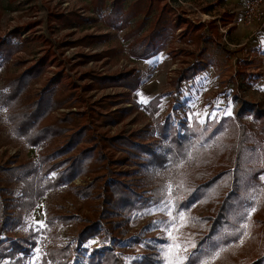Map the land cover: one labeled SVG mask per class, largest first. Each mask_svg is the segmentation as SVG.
Segmentation results:
<instances>
[{
  "label": "rangeland",
  "instance_id": "374dc122",
  "mask_svg": "<svg viewBox=\"0 0 264 264\" xmlns=\"http://www.w3.org/2000/svg\"><path fill=\"white\" fill-rule=\"evenodd\" d=\"M66 1L68 6L62 5L63 0H0V39L19 46L10 55L0 51V98L10 91V86L4 85L5 77L18 76L30 64L45 58L41 73L27 82L29 94L54 80L56 98L68 88L75 89L72 98H77L84 109L108 95L123 93L121 99L126 101L112 109L126 107L128 113L114 123L116 126L93 122L94 132H135L139 143L144 136L145 142L153 144V153L143 152L134 160L123 151L105 148L113 153L112 159L126 158L107 166L113 171V179L124 181L138 196L132 205H107L109 211L98 215L94 210L100 198L82 193L87 187L98 190L90 189L93 173L54 187L50 181L58 168L45 175V170L17 167L20 161L36 159L39 153L46 152L50 143L29 147L15 137L7 120L11 110L0 104V166L10 160L16 164L9 173L0 172V185L9 188V193L4 191L1 195L8 205V216L18 219L11 231L0 234V264H84L95 247L112 248L122 264H164V252L173 243L187 247L185 254L191 261L186 264H199L196 258H202V252L213 244L225 249L214 264H248L256 259L264 264V181L260 180L264 175V141H245L238 168L230 167L229 173L218 172L223 165L232 163L228 159L235 137L231 118L239 111V118L246 123L243 131L250 134L255 128L253 106L245 108L241 102H255L264 108V44L256 42L260 20L249 25L243 21L224 25L220 14L229 13L238 3L229 6L226 0H209L210 14L205 16L204 0H183L179 13L169 16L165 26L169 28L179 20L184 34L163 29L167 45L154 55L137 57L135 46L154 23L155 11L145 14L140 5L129 16L135 0ZM213 1L215 4H211ZM190 22H206L207 27L199 35L189 26ZM244 28L249 30L248 36L243 35ZM196 59L207 62L206 68L176 87L178 72ZM120 61L131 66L114 69ZM127 70L136 72L144 88L154 89L145 94L139 86L133 90L122 85L99 87L91 77ZM156 95L160 98L151 100ZM141 96L147 99L146 104L141 102ZM133 100L136 104L131 106L129 102ZM66 111L68 108L59 105L53 107L51 116ZM229 111L231 115H226ZM197 113L199 116L194 115ZM190 116L192 119H188ZM167 117L179 133L184 126L187 128L179 144L172 137L173 130H167L169 136L162 137L157 129V123ZM220 119L223 122L218 132L215 127ZM207 121H211L208 128L202 127ZM60 137L53 141L59 142ZM158 154H163V162L155 165L154 155ZM120 171L125 172L118 174ZM216 172V179L205 185ZM228 188L231 195L220 210L219 203ZM170 196L174 203L185 206L182 210L187 219L185 226L173 230L172 238L165 231L170 217L164 209ZM257 196V211L249 221L250 236L242 245L233 244L235 229ZM36 221H43L45 227ZM92 224L96 232L79 244L78 232ZM13 241L20 244L19 249ZM192 242L199 248L187 246ZM64 247H69L68 252H61Z\"/></svg>",
  "mask_w": 264,
  "mask_h": 264
},
{
  "label": "trees",
  "instance_id": "16d2710c",
  "mask_svg": "<svg viewBox=\"0 0 264 264\" xmlns=\"http://www.w3.org/2000/svg\"><path fill=\"white\" fill-rule=\"evenodd\" d=\"M129 10V16L133 15V8L143 5V12L148 14L151 11L156 12V18L154 23L147 30V34L144 35L139 42L136 44L138 56L154 55L161 51L168 43L166 36L162 32L165 29L167 32L174 31L180 26L179 21L172 24L169 28L165 26L168 17L170 16V8L167 5H161L158 0L152 2L151 0H135ZM144 22H141L143 25ZM191 26V24L189 25ZM193 26V25H192ZM196 29V28H195ZM201 33H199L200 35ZM159 39L158 43L156 40ZM139 46V47H138ZM140 48V50H139ZM19 46L14 43L8 44L4 39H0V51L4 55H10L17 51ZM45 58L39 59L36 63H32L29 67L18 76L5 77L4 85L10 86V91L0 98V104L6 106L11 110L7 113V120L10 124V131L14 133L15 137L22 139V141L29 147H37L39 145H46V142L50 143V147L46 148V152L38 154L36 159H28L20 161L17 167L27 166L28 170L34 169L48 171L58 168L55 177L50 181L54 187L62 186V184L70 183L77 176L85 173H93V183L90 185L98 189L96 192L85 188L82 193L85 195H94L100 198V201L96 204L95 210L98 215L107 213L110 208H114L113 205L119 204L120 207H127L134 204L133 198L136 199L137 192L127 187L124 181L119 179H113L111 177L112 170L107 163H120L124 161V158L112 159L111 155L105 150L106 147L113 151H123L130 159H139L143 152L153 153V144L147 143L144 136L142 143L137 141V134H109V133H95L92 126L93 122L100 123L102 125L114 124L117 121L123 119L128 113L126 107H119L112 109V106L117 105L123 98V93L117 95H108L99 101H96L94 105L85 106L86 108L81 109L80 103L77 102V98H72L75 89H66L64 94H60L57 98L55 97L56 87L55 81H46L40 91L35 93H28L26 90L27 82L30 77H38L44 67ZM207 62L202 59H196L187 67L182 68L175 80V86L177 87L183 80H191L201 70L206 68ZM134 70L120 71L118 73L103 74V75H91L97 83V86H118L122 85L128 88L137 87L140 85L139 77L135 75ZM139 78V79H138ZM136 89V88H135ZM160 95H156L151 100H157ZM129 100V99H128ZM131 106L136 104L135 101L129 102ZM243 107L253 106L252 117L254 118L255 128L252 129V133L247 134L246 130L243 131L246 123H242V118H239V111L235 118H231V130L234 133V140L232 141V155L228 157L231 160V164L223 165L218 171L219 173H229L230 167L235 170L238 168L241 155L244 151V142H250L251 144H261L264 141V108H261L257 103L246 101L241 102ZM64 105L68 108V111L61 112L59 116H51L53 107ZM242 111V110H241ZM250 113V110L247 109ZM246 112V114H247ZM223 119V118H222ZM220 119L215 129L218 132L221 130ZM238 119V120H237ZM211 121L205 122L202 127L208 128V124ZM115 125V124H114ZM177 126L170 122L169 117L165 118L163 122L157 123V129L162 137H168L166 131L170 129L174 131L173 139L179 144L181 139L186 136V127H183V132L179 133L176 130ZM59 142L53 141L54 137H59ZM248 140V141H247ZM156 158L154 163L160 164L163 162V154L154 155ZM112 159V160H111ZM14 164L13 160L5 161L0 166V172H7L13 170L16 166H9ZM16 167V168H17ZM38 171V170H37ZM125 171H120L118 174H123ZM6 174V173H5ZM217 172L210 176L205 185L213 182L216 179ZM2 181H0L1 183ZM79 189V188H77ZM76 189V190H77ZM100 189V190H99ZM4 191L9 193V188L6 185H0V234L6 230L11 231L13 226L16 224L18 219H12L8 216L6 211L5 198L1 194ZM231 189L228 188L223 199L219 203V209L223 210L228 199V195H231ZM43 192V189H42ZM41 194L38 191L37 196ZM117 198L118 199H113ZM110 208L106 209V206ZM8 206V205H7ZM111 211V210H110ZM105 217V216H104ZM93 226V227H92ZM92 227V228H91ZM92 229V232L90 230ZM95 225H89V227L83 228L78 232L76 241L82 244L86 239H89L96 232L94 231ZM12 241L11 239H9ZM13 245L19 249L20 244L13 241ZM69 246V245H68ZM69 247H64L61 252H68ZM261 259H256L248 264H260ZM59 264V263H57ZM79 264V262L77 263ZM84 264H122V260L114 254L110 247H95L88 253V258Z\"/></svg>",
  "mask_w": 264,
  "mask_h": 264
},
{
  "label": "snow or ice",
  "instance_id": "6c2138e0",
  "mask_svg": "<svg viewBox=\"0 0 264 264\" xmlns=\"http://www.w3.org/2000/svg\"><path fill=\"white\" fill-rule=\"evenodd\" d=\"M151 63V61H148ZM141 102L142 103H147V99L143 96H141ZM226 115H231V112H226ZM195 116H199V114H194ZM207 115V113H205ZM214 115V113H213ZM188 119H192L190 116ZM203 117H201V120ZM55 175V173L53 174ZM260 180L264 181V175L260 176ZM169 192H171V187L168 189ZM259 201V197H255L254 204L249 205L248 210L242 217V221L239 224V227L235 229L234 233V239H233V244H240L242 245L244 243L245 237L250 236V232L248 229L250 228V223L249 221L251 220L252 214L257 211V206L256 203ZM183 204H178L174 203L171 196L169 197L168 203L165 206V211L168 213L170 220L167 223L165 227V231L167 232L168 236L172 238V232L173 230H176L179 226H185L187 224V219L185 217V211L182 210L184 209ZM175 210V212L173 211ZM177 220L179 221V225H177ZM36 224H38L41 228L45 227V224L43 221H36ZM90 244L96 243L95 241H89ZM88 245H85L87 247ZM193 249H198L199 245L196 244L195 242L190 243L189 245ZM175 249V251H173ZM224 247H220L216 244H213L210 246L209 249H205L201 257H197V261L199 264H214V261H216L221 253L224 251ZM36 252L39 253V249H36ZM187 252V247L185 245L179 244V243H173L169 244L167 246V251L164 252V264H186V262L191 261V257L186 255L185 253ZM36 257H33V260H35ZM194 264V262H193Z\"/></svg>",
  "mask_w": 264,
  "mask_h": 264
},
{
  "label": "crops",
  "instance_id": "0c3cea01",
  "mask_svg": "<svg viewBox=\"0 0 264 264\" xmlns=\"http://www.w3.org/2000/svg\"><path fill=\"white\" fill-rule=\"evenodd\" d=\"M152 2H154L155 0H151ZM160 2L161 5H167L171 12H170V16L172 15H177L179 13V10H180V5L181 3L183 2V0H158ZM205 3H207V9H205L206 11L202 12L203 15L207 16L210 14V1L209 0H204ZM247 0H226V4L231 6L232 4L234 3H238V5L236 7H234L233 10H229V13H225V11L220 14V20L222 19V22L224 25H227V24H234L235 23H239L241 24L242 23V18H243V10H244V5L246 3ZM169 2V3H168ZM171 2V4H170ZM184 3V2H183ZM211 4H215V1L211 2ZM171 6V7H170ZM219 16V15H217ZM260 22H261V25L259 27V31L256 35V42L257 44H264V15L263 17H261L260 19ZM259 20H256L254 22H258ZM179 21V20H178ZM177 21V22H178ZM215 21V19L213 20V22ZM191 23V22H190ZM189 23V24H190ZM199 25H195V24H192L191 23V26L195 29V31H199L200 33H202V30L207 27V23L205 22H198ZM175 30H177L178 32H183L184 34V30L185 28H183L182 26H179L177 27ZM243 35L245 36H248V32L249 30L248 29H243ZM150 86V85H149ZM145 86H142V84L139 85V90H143L144 93H148L149 91H152L154 88L153 87H148L147 88H144ZM137 88V89H138ZM147 89V90H146ZM135 101V100H133Z\"/></svg>",
  "mask_w": 264,
  "mask_h": 264
},
{
  "label": "built area",
  "instance_id": "2783aa9c",
  "mask_svg": "<svg viewBox=\"0 0 264 264\" xmlns=\"http://www.w3.org/2000/svg\"><path fill=\"white\" fill-rule=\"evenodd\" d=\"M68 4H69L68 1L63 0L62 5L68 6ZM242 15H243L242 21L245 25H249L256 20H259L264 15V1L263 0H247L244 6V11ZM130 66H131V63L126 62V61H120V63L114 69L119 68L122 70V69L129 68ZM114 130L115 129H112V131Z\"/></svg>",
  "mask_w": 264,
  "mask_h": 264
}]
</instances>
